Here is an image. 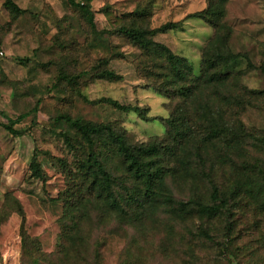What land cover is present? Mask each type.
<instances>
[{"label": "rangeland", "instance_id": "1", "mask_svg": "<svg viewBox=\"0 0 264 264\" xmlns=\"http://www.w3.org/2000/svg\"><path fill=\"white\" fill-rule=\"evenodd\" d=\"M4 1L0 0V264H36L34 256L24 251L22 233L26 249L38 248L45 259L62 264H93L95 259L98 264H264V176L248 166L254 162L264 166V149L253 147L248 139L238 149L222 141L208 146L207 163L213 164L221 189L233 181L241 183L229 201L228 235L221 216L177 220L162 211L130 227L96 209L82 220L80 230L88 238L80 245L85 258L78 256L75 242L60 237L63 208L56 201L68 186L61 160L68 166L74 161L62 134L73 131L54 121L66 113L111 123L132 143L176 144L195 131L196 103L208 101L223 109L232 126L264 136V95L251 92L264 88L260 70L264 0H227L217 28L190 17L204 9L207 0H90L95 30L68 0H12L24 10L21 14L11 12ZM143 8L148 15L133 14ZM167 22L178 26L153 39L185 57L194 74L199 72L203 50L214 44L241 55L238 73L225 83L202 85L191 99L158 93L144 68L155 73L160 68L114 30L121 25L152 29ZM103 58L118 79L91 75V68ZM62 73L76 77V83L59 79ZM106 99L145 108V116L115 108ZM10 121H15L18 134L3 127ZM33 152L42 168L39 179L30 175ZM108 157L107 166L118 174L117 156L108 153ZM183 183L179 177L170 182L176 199H187ZM197 186L207 198V185ZM200 226L208 228L213 242L194 235ZM44 262L39 259L37 264Z\"/></svg>", "mask_w": 264, "mask_h": 264}, {"label": "trees", "instance_id": "2", "mask_svg": "<svg viewBox=\"0 0 264 264\" xmlns=\"http://www.w3.org/2000/svg\"><path fill=\"white\" fill-rule=\"evenodd\" d=\"M68 1L79 8L95 30L94 16L89 8L90 0L81 4L75 0ZM226 1L207 0V6L190 17L201 18L217 28L225 14ZM4 4L15 14L24 11L12 0H5ZM148 13L145 8L133 12L137 17H144ZM177 26L176 22H167L152 29L121 25L114 30L146 54L153 67L160 68L157 73L148 68L149 66L144 68L148 76L153 77L152 86L158 93L168 97L191 99L202 85L222 84L234 73H238L241 55L222 50L214 44L203 50L199 72L194 74L192 65L185 57L153 39L157 33L175 29ZM106 64L107 59H101L98 65L91 68V75L110 81L118 79L119 76L107 69ZM247 65H251L250 62L247 61ZM260 70L264 75L263 65H260ZM59 79L67 80L70 84L76 83V77L64 73L60 74ZM251 92L264 95V88L252 89ZM106 101L115 108L127 112L136 111L140 116H145V108L121 105L109 99ZM196 106L195 131H189L176 144L132 143L127 140L124 132L111 123H93L73 118L66 113L54 117L56 123L64 124L73 131V135L62 134L65 145L73 153L74 161L68 166L61 160L67 174L68 186L56 201L61 202L63 208L60 237L62 240L75 242L73 251L78 256L85 258V250L80 245H85L88 238L85 233H81L82 220L89 215V211L96 209L130 227H134L135 223L152 220V214L162 211L177 220L194 217L211 220L221 216L226 220L224 233L228 235L231 223L229 201L238 193L241 183L233 181L226 190L221 189L213 174V164L207 163L208 146L216 147L217 142L222 141L227 147L238 149L243 139H248L253 147L264 149V136H252L243 127L232 126L223 109L217 104L204 101L203 104L196 103ZM14 122L3 124V127L10 133L18 134L13 129ZM108 153L117 156L119 160L118 174L107 166ZM228 158L231 160L230 156ZM248 166L264 176V166L259 162ZM29 168L32 177L41 178L42 168L36 152L31 156ZM177 177L187 185L186 200L176 199L172 195L170 182ZM196 183L207 185V198ZM194 235L209 242L214 241L208 228L203 226ZM21 237L24 251L34 256L36 264L39 259H43L44 264H62L55 258L45 259L38 248L26 249V236L22 233ZM62 247L60 245L59 252L64 251ZM93 264H98L97 259Z\"/></svg>", "mask_w": 264, "mask_h": 264}, {"label": "built area", "instance_id": "3", "mask_svg": "<svg viewBox=\"0 0 264 264\" xmlns=\"http://www.w3.org/2000/svg\"><path fill=\"white\" fill-rule=\"evenodd\" d=\"M0 54H2V52H0Z\"/></svg>", "mask_w": 264, "mask_h": 264}]
</instances>
